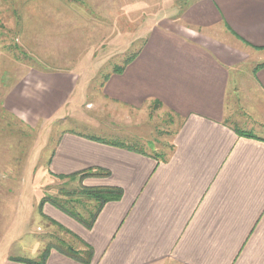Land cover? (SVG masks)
<instances>
[{
  "label": "crops",
  "instance_id": "obj_1",
  "mask_svg": "<svg viewBox=\"0 0 264 264\" xmlns=\"http://www.w3.org/2000/svg\"><path fill=\"white\" fill-rule=\"evenodd\" d=\"M12 1L35 64L0 48V126L5 119L16 128L64 123L80 113L84 119L80 75L41 64L51 58L59 64L67 53L61 49L102 48L104 18L118 16L107 12V2L123 0ZM75 19L79 30L71 26ZM30 24L34 30L25 29ZM250 51L259 59L253 66ZM131 57L105 79L102 108L112 100L114 113L127 118L158 101L176 118L169 152L161 158L137 144L58 131L46 149V173L77 176L84 187L118 188L121 195L103 203L90 227L41 203L38 216L49 227L71 237L77 251L92 250L84 263L51 245L44 264H264V137L228 121L239 112L264 125V0H193L176 18L153 22ZM40 145L26 158L25 175ZM88 169L107 174L74 175ZM33 249V255L2 251L0 264L38 261L43 250Z\"/></svg>",
  "mask_w": 264,
  "mask_h": 264
},
{
  "label": "rangeland",
  "instance_id": "obj_2",
  "mask_svg": "<svg viewBox=\"0 0 264 264\" xmlns=\"http://www.w3.org/2000/svg\"><path fill=\"white\" fill-rule=\"evenodd\" d=\"M192 1H108L107 12H116L118 16L104 18L107 30L104 33L105 43L102 48L61 49L58 51L67 53L60 56L59 64L52 58L49 61H53V66L50 62L41 64L44 69L67 67L80 75L87 89L83 101L87 103L83 108L85 116L83 119L80 113V116L77 114L74 120L67 119L64 123L40 122L36 128H16L13 120L5 119L0 126V252L5 251L9 256H17L21 253L33 255L29 251H34L33 248L36 246L43 251L49 250L51 245L61 247L64 251L68 247L74 250L78 248L75 244L71 245L73 243L71 237L56 227H49V221L38 216L43 199L52 205H54L52 201L64 204L66 208L84 216L93 213L97 207V202L77 182V176L52 177L46 173V149L54 143L58 131L70 129L107 141L137 144L136 147L157 153L161 158L169 152L170 138L176 126V118L173 114L164 110L155 100L146 103L139 110L138 115L131 112L126 118L124 114L121 116L120 113H114L115 109L110 105L114 102L112 100L107 99L108 107L102 108L103 102L99 91L105 79L111 73H116V68L125 67L129 62H126L127 59L141 47L146 31L153 22H157L161 17L176 18ZM12 2V0H0V48L28 65L35 64L33 60L36 50L29 43L22 44L20 31L24 25L22 27L20 17L13 15V10L18 7H13L12 10ZM33 20L40 23L41 18ZM78 21L75 19V23L73 21L71 24L76 30L80 27ZM42 24L49 23L44 21ZM25 29L34 30L33 24L26 26ZM254 54V51H250V66L259 60ZM80 56L84 58L81 59ZM238 113L229 117L228 121L232 125L243 133L255 132L264 137L263 124H252ZM136 136H139L140 141L136 142ZM35 142H41L36 148L38 160L35 161L34 168L30 161H27L28 171L25 175L24 164L31 152L35 154ZM29 216L30 219L25 220ZM37 237H44L43 243ZM25 245L27 250L22 247ZM25 250L27 253H24Z\"/></svg>",
  "mask_w": 264,
  "mask_h": 264
},
{
  "label": "trees",
  "instance_id": "obj_3",
  "mask_svg": "<svg viewBox=\"0 0 264 264\" xmlns=\"http://www.w3.org/2000/svg\"><path fill=\"white\" fill-rule=\"evenodd\" d=\"M131 58L132 57H129L126 62L130 61ZM123 68H124V66L116 68V72L117 73L121 72L123 70ZM106 174H107L106 172L99 170V169H95V170H89L88 169V170L79 172L76 175H79L80 178H83V177L88 176V175L100 176V175H106ZM69 177H73V175H70ZM82 189L88 195H90L93 200H95L97 202V207H96L95 211L93 213H90L87 216H84L81 213H78V212H75L69 208H66L64 204L62 205L56 201H52V203L56 207H58L60 210L64 211L65 213H67L72 218L79 221L80 223H82L86 227H90L92 225V223H93L97 213L101 209V206L103 205V203H105L106 201H109V200L118 199L121 195V190L118 188H113V187H91L90 188V187H84L83 186ZM43 202H45L44 199L42 200L41 203H43ZM47 252H48V250L42 251L40 256H39L38 261L33 262L31 260H25L24 262H27L29 264H44ZM66 252L72 258H74L78 261H82L84 263H88L90 261L91 255H92V250L89 246H87V250L85 252H80V251L74 250L72 247H68L66 249Z\"/></svg>",
  "mask_w": 264,
  "mask_h": 264
}]
</instances>
